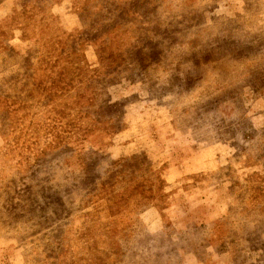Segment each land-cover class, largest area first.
Masks as SVG:
<instances>
[{
    "label": "rangeland",
    "instance_id": "rangeland-1",
    "mask_svg": "<svg viewBox=\"0 0 264 264\" xmlns=\"http://www.w3.org/2000/svg\"><path fill=\"white\" fill-rule=\"evenodd\" d=\"M0 264H264V0H0Z\"/></svg>",
    "mask_w": 264,
    "mask_h": 264
}]
</instances>
